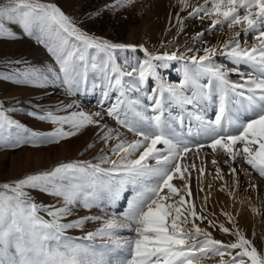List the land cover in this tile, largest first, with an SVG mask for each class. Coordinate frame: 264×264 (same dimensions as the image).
I'll return each mask as SVG.
<instances>
[{
    "label": "snow or ice",
    "instance_id": "1",
    "mask_svg": "<svg viewBox=\"0 0 264 264\" xmlns=\"http://www.w3.org/2000/svg\"><path fill=\"white\" fill-rule=\"evenodd\" d=\"M132 2L117 0L121 5ZM179 2L182 10L189 7L188 0ZM189 16L201 21L210 19L212 29L226 25L230 31L238 26L240 30L232 31L231 38L222 45L205 47L203 54L197 50L187 58L178 51L157 55L144 48L143 62L131 64L125 60L130 69L125 71L117 62V50L135 51V45L112 43L88 34L55 4L7 0L0 5V38L17 39L4 21L18 24L25 34L45 46L56 65L28 66L14 74L0 73V79L35 87L59 84L68 94L76 95L87 87L90 74H95L104 101L115 93V103L103 113H28L56 126L48 133L30 131L8 115L15 109H5L0 102V148L58 144L88 126L101 129L100 139L105 144L115 141L109 149L111 155L102 149L97 163H60L51 170L0 183V264H203L213 257H219L218 264H264V252L239 230L231 214L223 213L232 228L224 223L217 225L198 213L194 202L185 199L192 196L188 182L192 173L189 165L182 163L189 153L199 155L207 147L213 153L221 150L232 162L239 158L264 178V0H205ZM242 32L252 33L256 43L242 46ZM202 35L197 34L196 39ZM217 55L226 56L236 65L251 66L253 74L243 77L242 82L231 81L229 72L237 69L218 65ZM173 61L183 62V80L179 84L166 82L158 71ZM149 78L156 85L151 94L145 90ZM133 93L146 97L151 104L133 98ZM207 104L217 106L214 120L206 119L199 110ZM173 105L179 109L176 115L170 111ZM105 115L119 127L103 124ZM186 125L187 135L200 136L208 143L193 144L185 139L178 128ZM212 164L217 165V161L213 159ZM215 171L222 179L218 166ZM236 171L231 168L233 174ZM199 172L203 175L205 168L200 167ZM174 180L183 181L182 186L178 187ZM129 185L136 186L137 191L122 220L113 215L65 222L74 207L90 210L99 207L102 200L115 203ZM32 190L57 198L59 206L36 203L30 195ZM101 220V227L83 237L67 235L69 229H83L89 221ZM197 220H207L210 228L218 227L235 239L228 243L216 239ZM123 229L131 231L133 237L121 241L118 234ZM97 238L111 243L96 244ZM125 247L128 255L114 258L116 249Z\"/></svg>",
    "mask_w": 264,
    "mask_h": 264
},
{
    "label": "rangeland",
    "instance_id": "2",
    "mask_svg": "<svg viewBox=\"0 0 264 264\" xmlns=\"http://www.w3.org/2000/svg\"><path fill=\"white\" fill-rule=\"evenodd\" d=\"M41 2L55 4L79 28L92 36L112 43L135 45V51L132 49L117 50V62L125 71L130 70L125 64V60L131 64L143 62L146 58L144 48L157 55L178 51V54L187 58L196 54L197 50H200V54H203L202 49L205 47L222 45L224 41L231 38L232 31L240 30L238 26L230 31L226 25L223 27L217 25V28L212 29L210 19L205 18L201 21L198 17H190L189 13L193 8L203 5L205 0H188L189 7L184 10H182L183 6L179 0H133L131 4L125 3L123 5L118 4L117 0H41ZM5 3H7V0H0V5ZM201 15L203 14L201 13ZM4 23L5 27L10 28L18 38H0V73L5 75L14 74L17 69L28 66L40 68L56 66L54 58L43 44L38 43L34 37L25 34L18 24L8 21H4ZM199 33H203V35L196 39ZM241 35L240 42L242 46H251L256 43L252 33L242 32ZM188 49H191V51H188ZM215 62L225 69L236 68L237 71L229 72V79L233 82H242L239 70L243 69V64L236 65L222 55H217ZM182 64V61H173L170 62L169 67L158 68V71L166 82L179 84L183 80L182 68L179 69V65ZM93 83H95L94 87ZM155 86V81L149 78V84L145 90L151 94V89ZM0 102L3 103L5 109H15V111L8 112V115L30 131L48 133L54 131L56 126L39 121L28 115V113L32 111L39 113L42 110H51L59 115H67L78 110L88 113L96 111L103 113L111 103H115V93L112 94V99L104 101L100 80L95 74H90L87 87L76 95L68 94L65 87L59 84L35 87L27 84H17L13 80L0 79ZM149 103L151 104V101ZM101 104H103V108H101ZM68 105L74 107H66ZM102 123L113 129L119 127L112 118L106 115L103 117ZM64 127L65 130H68L69 126L65 125ZM192 127L195 130L194 122H192ZM120 130L126 133V130ZM182 132L185 134V131ZM101 135L102 132L99 127L88 126L78 135L58 144H46L39 147L25 144L15 149L0 148V183L18 180L27 174L51 170L60 163L73 161L97 163L96 158L101 155V150L103 149L104 152L111 155L109 149L115 143V141H112L105 144L100 139ZM126 135L131 138L127 133ZM186 135L187 130L184 138L193 144L200 143L197 140L199 136ZM205 143L208 142L205 141ZM89 144H94V147L89 148ZM213 159L217 161V165L211 168L213 179L210 198L205 202L195 186L199 179V168H206L207 165L212 164ZM182 163L189 165V171L192 173L188 181L191 185L192 196H186L185 199L194 202L197 206V212L207 216L217 225L224 223L226 227L232 228V224H229L227 217L223 215V213H227V210H230V214L234 217L233 223L247 238L253 240L259 251L264 252V231L259 233L254 228L258 220L264 219V187L260 188L258 186L255 195L257 201L259 197L258 203L261 207V214H256L252 210L253 185L256 181H261L264 184V178H261L249 165L241 162L239 158L236 162H232L221 150L213 153L207 147L203 148L199 155L189 153ZM193 164H195V168L191 167ZM107 166L104 165V167ZM217 166L221 170L222 179L216 175L215 169ZM231 168H236L235 174L231 172ZM249 174L250 177H248ZM234 180L237 182L236 189ZM173 183L180 187L183 181L174 180ZM136 191V186L129 185L121 198L115 203L102 200L99 207H93L90 210L79 206L74 207L72 215L68 216L65 222L88 216L111 218L113 215L122 220V214L128 210L129 203L134 198ZM30 195L38 204H56L59 206L57 198L42 192L32 190ZM219 199H222L223 204ZM213 213L214 215H210ZM40 215H43L45 219H50L43 212ZM102 223V220L89 221L83 229H69L67 235L74 238L83 237L87 232L95 231L98 227H101ZM196 223L211 231L214 238L225 243L232 242L235 239L234 236L221 232L218 227L210 228L207 220L203 222L197 220ZM188 227H191V223ZM132 237L133 233L128 229H123L118 234L121 241ZM95 243L111 242L97 238ZM127 255L126 247L116 249L113 253L114 258H124ZM225 259H228V257L226 256ZM218 262L219 257H213L203 261V264H218Z\"/></svg>",
    "mask_w": 264,
    "mask_h": 264
},
{
    "label": "bare ground",
    "instance_id": "3",
    "mask_svg": "<svg viewBox=\"0 0 264 264\" xmlns=\"http://www.w3.org/2000/svg\"><path fill=\"white\" fill-rule=\"evenodd\" d=\"M243 69L239 70V75H240V79L242 81V78L243 77H247L248 75H251L253 74V70L251 68V66L249 65H245L243 64ZM182 68V65H179V69ZM202 83L203 82H206L204 80L201 81ZM133 98H140L144 101V103L146 104H150L149 101L147 100L146 97H143L141 94L139 93H133L132 94ZM189 109L191 110V106H189ZM201 112H203L204 116L206 119H210V120H214L215 119V116L217 115V106L216 104H207V105H202L201 108L199 109ZM170 111L172 112L173 115H176L179 113V109L177 107H175L174 105L170 107ZM241 115V118L242 119H245L246 117L244 116L243 113L240 114ZM195 123V121H193ZM181 131H185V134H186V130H187V125L184 127V128H179ZM178 129V130H179ZM128 134V133H127ZM129 136H131V134H128ZM186 136H189V135H186ZM198 142H203L205 143V141L203 140L202 137L199 136V138L197 139ZM225 154V153H224ZM216 165H212V164H209L206 166L205 168V172L203 173V175H201L199 173V179H198V182L195 186L197 192L199 193V195L202 197V199L206 202L208 201V199L210 198V190H211V183H212V179H213V176H212V167H215ZM251 175L249 174L248 177H250ZM234 184H235V189L237 188V182L236 180H234ZM255 187L253 188V193L254 195L253 196V202H252V210L253 209H257L258 212H255L256 214H261V207L259 206V197H258V201L256 200L255 198V195H256V192H257V187L259 186L260 188L261 187H264V184H262L261 181L259 182H255ZM201 189H203V191H201ZM215 198V197H214ZM219 201L221 202V204H223V201L222 199H219ZM227 213L230 214V210H227ZM255 230L258 231L260 233V231H264V219L261 218L260 220H258L254 226ZM257 232V234H258ZM263 233V232H261Z\"/></svg>",
    "mask_w": 264,
    "mask_h": 264
}]
</instances>
